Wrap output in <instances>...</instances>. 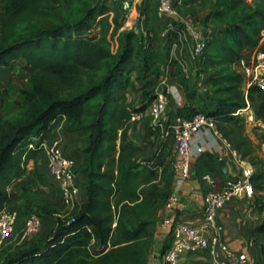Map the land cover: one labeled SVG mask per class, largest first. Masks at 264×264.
I'll list each match as a JSON object with an SVG mask.
<instances>
[{
	"label": "trees",
	"instance_id": "16d2710c",
	"mask_svg": "<svg viewBox=\"0 0 264 264\" xmlns=\"http://www.w3.org/2000/svg\"><path fill=\"white\" fill-rule=\"evenodd\" d=\"M243 1L182 0V13L197 3L209 8L206 30L211 35L200 73L208 76L214 105L194 102L196 93L176 67L172 73L188 103L171 112H203L212 118L242 160L254 165V187L263 190L264 135L255 142L243 116L236 114L245 107L246 97L244 77L234 64L247 49L264 47V0L247 5ZM0 2V68L21 64L29 75L19 118L11 120L0 112V208L26 173L32 170L44 180L39 164L44 154L30 144L59 117H65L69 131L87 132L83 163L76 172L85 174L89 192L77 212L58 219L45 242L0 252V264H148L150 231L142 214L158 195L152 191L148 198L143 189L157 179L158 170L142 159V147L129 139L131 112L144 106L132 107L124 90L130 84L128 64L134 56L142 69L159 72L162 60L153 59L152 42L145 43L142 35L131 31L119 38L115 52L107 31L98 24L106 12L105 0L99 7V1L89 0ZM250 91L251 99H258L256 119L263 125L264 90ZM149 96L151 100L154 92Z\"/></svg>",
	"mask_w": 264,
	"mask_h": 264
},
{
	"label": "crops",
	"instance_id": "0c3cea01",
	"mask_svg": "<svg viewBox=\"0 0 264 264\" xmlns=\"http://www.w3.org/2000/svg\"><path fill=\"white\" fill-rule=\"evenodd\" d=\"M137 12H133L126 21L133 19ZM137 16H135L136 19L140 18V16ZM162 21L165 24L164 20ZM177 26L179 27V25ZM254 49H247L246 56H250ZM181 61H187L191 68V76L187 79L181 74ZM166 62L171 66V69L177 67L187 86L196 93L194 102L201 100L200 95L207 94L210 98L205 102V105H214L209 79H201V66L193 56L191 33L183 27L181 31H178L175 39L170 42V52ZM141 68L138 60L131 67L128 66L130 84L124 90V93L132 107L141 108L144 106L141 111L145 115L142 120L131 122L129 139L134 144L142 147V159L158 170L157 179L143 189L148 198H150L152 191L157 192L158 198L155 204L142 214V220L149 223L148 228L150 231V242L146 248L147 263L159 264L162 258L158 256V253L162 251L165 244L167 247L169 246L173 224L181 221L191 225H199L203 220L204 199L208 187L202 180V176L205 173H212L218 181V186L221 187L229 179L239 177L249 162L242 160L240 154L232 145L228 144V140L220 132L217 134L210 129H206L201 137L194 142V146L203 145L206 151L194 157L192 176L187 180L181 179L171 166L175 154L174 141L171 137H164L159 127L152 126L148 108L149 94L154 92V89L158 86L161 87L167 76L161 77L158 75V77H153L154 75H149L151 71L144 70L140 72L139 69L141 70ZM157 73L159 74V72ZM157 73L154 72V74ZM154 80H158L159 84L155 85ZM172 84L177 85L175 86L180 91L184 104H187L188 99L183 86L175 81ZM173 109L174 107L171 110ZM174 116L175 113L170 112L164 119L165 121H171ZM38 137L48 141L59 139L64 153L74 158L78 167L83 163V149L87 145V132L69 131L65 117L56 118L50 125L49 130L38 135ZM42 157V172L54 183L47 170L45 155ZM216 157L219 161L220 159L226 160L227 173L223 171L219 162H215ZM33 164L34 162L31 160L29 167ZM77 180L80 184V190L74 204L69 207L70 210H73L72 213L77 212L89 196L85 174L79 171ZM172 195H176L178 200L174 209L171 210L167 207V202ZM60 205L65 209L66 205L63 200ZM218 223L222 227L219 232L221 238L233 251L246 253L249 264H264V204L257 197L231 200L220 210ZM208 233L211 235L212 231ZM187 259L190 264H211L206 252L188 255Z\"/></svg>",
	"mask_w": 264,
	"mask_h": 264
},
{
	"label": "built area",
	"instance_id": "2783aa9c",
	"mask_svg": "<svg viewBox=\"0 0 264 264\" xmlns=\"http://www.w3.org/2000/svg\"><path fill=\"white\" fill-rule=\"evenodd\" d=\"M112 1L117 5L122 19H128L133 12L141 9L146 0ZM181 5L182 0H160L158 15L165 21L161 34L163 37H172L179 30L177 25L183 22L185 24L183 28L189 31L192 36L193 56L202 69L207 41L211 34L207 30L201 29L191 17L183 14L180 10ZM262 35L264 40V30ZM142 36L145 38V43L150 39L148 32H144ZM234 68L244 77L246 97L245 107L239 109L236 114L244 115L246 123H255L259 121L256 119L258 99L257 97L251 99L250 89L256 87L264 90V47H255L250 56L243 55L234 64ZM180 70L184 78L187 79L191 76V68L187 61H181ZM201 79H208V76L201 74ZM169 104L171 109L184 106L177 87L166 84L155 88L154 96L148 105L151 124L153 127H159L164 137L173 139L175 154L171 163L172 169L181 179L187 180L192 176L194 157L206 151L203 145L194 146L195 140L201 137L206 129L217 134L219 131L213 119L203 112L190 115L176 113L171 121H165L164 117L168 115L167 106ZM144 116L143 111H132L131 121H140ZM228 144L231 145L229 142ZM30 147L40 149L45 155L48 173L59 189L63 203L67 207H71L80 190L76 160L64 153L59 139L48 141L36 136L33 137ZM253 175L254 169L249 163L239 177L229 179L219 187L215 176L212 173H205L202 180L206 183L208 191L204 199L202 222L199 225L175 222L169 246L161 253L162 261L159 264H190L187 256L199 252H206L211 264H249L246 253L233 251L221 238L219 232L222 227L218 223V214L228 202L235 198L253 199L255 197ZM177 200V196L172 195L167 202V207L171 210L174 209ZM18 219L19 212L17 210L7 209L5 206L0 208V249L14 233ZM42 222V218L37 212H31L25 221L22 236L25 238L37 233L42 227ZM209 231H212L211 235H209Z\"/></svg>",
	"mask_w": 264,
	"mask_h": 264
},
{
	"label": "rangeland",
	"instance_id": "374dc122",
	"mask_svg": "<svg viewBox=\"0 0 264 264\" xmlns=\"http://www.w3.org/2000/svg\"><path fill=\"white\" fill-rule=\"evenodd\" d=\"M89 1L96 3L99 0ZM254 1L256 0H244L243 4L247 5L253 3ZM159 4L160 0H148L143 8L139 9L137 12L140 18L137 14H135L138 18L136 19L134 16L133 19L127 20V22L126 19H122L117 5L112 0H105L106 12L104 15L99 17L98 24L107 31L115 52L119 49V38L121 36L123 37V35H127V33L131 31H136L138 36L143 35L144 32H148L150 34V42H152V57L153 59L162 60V62L160 63L159 74H154L153 67L146 71H151V74L149 75H154L153 77H158V75L161 77L167 76L165 78V82L161 84L164 86L166 84H172L174 81L177 82L174 73H172L174 68H170L171 66L167 64L166 59L169 57L170 42L175 39L176 34H178L179 30L181 31V28L185 24L183 22L179 23V30L176 31L172 37H163L161 31L165 24H163V19H161L158 15ZM183 12V14L191 17V19L199 25L201 29H207L208 21L206 16L209 12V8H205L203 4L197 3L191 7L184 8ZM136 60H138V58L134 56L128 66L131 67ZM132 69L134 68L132 67ZM139 71L143 72L144 69L141 68ZM158 82V80L153 81L155 85L159 84ZM28 85L29 75L21 64H17L11 68H0V112H2L6 118L11 120L19 118L22 112V105L25 97L23 90L26 89ZM200 97L201 100L198 102L199 105H205V102H207L208 98H210L207 94L200 95ZM256 105L259 107V104ZM243 118L245 122L244 115ZM245 127L247 134L255 142L259 141L257 139L258 137L264 135V126L261 125L260 121H256L252 124L245 122ZM261 150L264 154V144H262ZM42 160L43 158L39 160L41 172L43 168ZM252 167L256 172L254 165H252ZM42 173L44 176L43 181H40V179L33 174L31 170L10 188L11 198L4 206L7 209L17 210L19 212V219L14 233L5 242L3 247L0 249V252L9 253L22 247L30 246L36 242H45L56 229L58 219L69 216L73 212V210H70L67 206L65 209L62 208V205H60L62 197L59 189L50 181L44 172ZM255 197H257V199L264 204V189L262 190L255 187ZM31 212H37L41 216L43 221L42 227L34 235L24 238L22 236V230L25 225V221Z\"/></svg>",
	"mask_w": 264,
	"mask_h": 264
},
{
	"label": "water",
	"instance_id": "95a60500",
	"mask_svg": "<svg viewBox=\"0 0 264 264\" xmlns=\"http://www.w3.org/2000/svg\"><path fill=\"white\" fill-rule=\"evenodd\" d=\"M102 1H103V0H99V2L96 4V7H99V6L101 5ZM170 111H171V105L169 104V105L167 106V113H170ZM219 163H220V166L222 167L223 171H224L225 173H227V171H228V167H227L226 160H224V159H220ZM158 256L161 257V254H159Z\"/></svg>",
	"mask_w": 264,
	"mask_h": 264
}]
</instances>
